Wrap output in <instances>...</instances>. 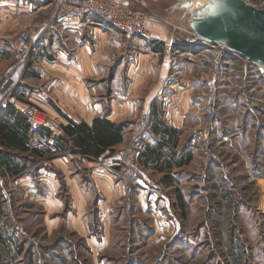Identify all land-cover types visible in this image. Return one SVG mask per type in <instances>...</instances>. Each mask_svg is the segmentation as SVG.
<instances>
[{
	"label": "crops",
	"instance_id": "0c3cea01",
	"mask_svg": "<svg viewBox=\"0 0 264 264\" xmlns=\"http://www.w3.org/2000/svg\"><path fill=\"white\" fill-rule=\"evenodd\" d=\"M25 28L33 47L15 60V36ZM175 38L159 20L129 35L99 17L77 21L46 3L0 0V246L6 222L37 217L48 235L63 224L88 236L91 206L109 215L131 187L138 203L146 197L144 172L180 192L200 139L212 132L203 108L215 98V80L202 79L198 54ZM11 97L46 116L39 133L28 131ZM214 131L225 143L228 135ZM246 178L257 181L264 204V176ZM14 251L22 261L23 248Z\"/></svg>",
	"mask_w": 264,
	"mask_h": 264
},
{
	"label": "rangeland",
	"instance_id": "374dc122",
	"mask_svg": "<svg viewBox=\"0 0 264 264\" xmlns=\"http://www.w3.org/2000/svg\"><path fill=\"white\" fill-rule=\"evenodd\" d=\"M128 1L166 18L177 42L198 41L192 49L202 65V79L215 80V98L204 105L215 106L213 126L206 128L212 132L200 139L196 159L180 177V192L165 190L152 173L144 172L149 180L140 185L147 189L146 197L138 203L131 187L109 215L95 213L91 206L83 217L90 226L84 237L63 224L48 235L39 217L8 221L0 246L2 264H264L262 191L255 187L257 181L246 178L264 176V64L194 35L191 9L181 0ZM244 1L264 8V0ZM216 127L228 135L225 143L217 144ZM223 172L229 183H224ZM13 224L24 233L11 230ZM89 236H94L93 246ZM18 246L24 251L22 261L15 262Z\"/></svg>",
	"mask_w": 264,
	"mask_h": 264
},
{
	"label": "built area",
	"instance_id": "2783aa9c",
	"mask_svg": "<svg viewBox=\"0 0 264 264\" xmlns=\"http://www.w3.org/2000/svg\"><path fill=\"white\" fill-rule=\"evenodd\" d=\"M27 3H46L56 13L68 16L72 20L82 21L89 16L101 18L109 23L113 29L129 35L141 34L149 25L151 20H159L169 25L166 18L145 7H132L128 0H21ZM33 33L25 28L15 36L13 56L15 60H24L28 57L33 47ZM196 42L181 41L180 44L193 48ZM209 42H207L208 44ZM211 45H206V47ZM16 111L25 116L28 131L37 134L45 127L46 120L40 109L34 103L16 101L13 97L8 99ZM204 123L212 127L215 117L214 103H209L204 108ZM212 158L218 160V156L211 154Z\"/></svg>",
	"mask_w": 264,
	"mask_h": 264
},
{
	"label": "water",
	"instance_id": "95a60500",
	"mask_svg": "<svg viewBox=\"0 0 264 264\" xmlns=\"http://www.w3.org/2000/svg\"><path fill=\"white\" fill-rule=\"evenodd\" d=\"M191 9L189 26L212 44H220L247 61L264 64V8L244 0H181Z\"/></svg>",
	"mask_w": 264,
	"mask_h": 264
},
{
	"label": "bare ground",
	"instance_id": "6f19581e",
	"mask_svg": "<svg viewBox=\"0 0 264 264\" xmlns=\"http://www.w3.org/2000/svg\"><path fill=\"white\" fill-rule=\"evenodd\" d=\"M227 53L230 54V55H232V56H237V55H235L234 53H231V52H227Z\"/></svg>",
	"mask_w": 264,
	"mask_h": 264
},
{
	"label": "trees",
	"instance_id": "16d2710c",
	"mask_svg": "<svg viewBox=\"0 0 264 264\" xmlns=\"http://www.w3.org/2000/svg\"><path fill=\"white\" fill-rule=\"evenodd\" d=\"M17 174V173H16Z\"/></svg>",
	"mask_w": 264,
	"mask_h": 264
}]
</instances>
